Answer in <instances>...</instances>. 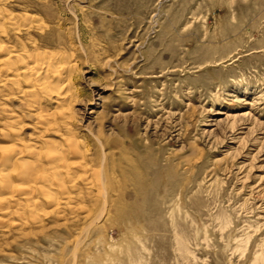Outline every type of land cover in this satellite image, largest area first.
Returning a JSON list of instances; mask_svg holds the SVG:
<instances>
[{
  "label": "rangeland",
  "instance_id": "374dc122",
  "mask_svg": "<svg viewBox=\"0 0 264 264\" xmlns=\"http://www.w3.org/2000/svg\"><path fill=\"white\" fill-rule=\"evenodd\" d=\"M0 9L21 20H6L0 40L63 57L73 94L69 129L59 119L46 130L20 88H0V143L76 139L96 184L73 168L68 206L54 211L39 193L38 220L16 202L19 215L0 210V264H264V0Z\"/></svg>",
  "mask_w": 264,
  "mask_h": 264
},
{
  "label": "bare ground",
  "instance_id": "6f19581e",
  "mask_svg": "<svg viewBox=\"0 0 264 264\" xmlns=\"http://www.w3.org/2000/svg\"><path fill=\"white\" fill-rule=\"evenodd\" d=\"M7 14L0 9V19L3 18V20L0 21V37H2L1 34L6 35L7 33V29L5 30L3 28L6 20L11 27L20 30L18 25L20 18L11 12ZM28 25H30V21ZM29 28L30 26H28L27 29ZM1 56L0 88H18V90L20 88L19 93L22 94H20L21 97H23L24 100H29L28 108H30V111L37 117L36 129L44 127L47 130L50 125L54 127L55 124H52L53 121L59 119H61L64 124V126H62H66L67 129H69L68 126L70 123L68 121L70 120L68 119H70V113H68V105L73 95H71L72 89L70 88V73L72 71L70 63H64L65 60L64 62L62 61L63 57H60V55L56 53L53 54L43 50L39 51V49L28 51L24 47L21 52H17L16 49L14 50L0 40V57ZM22 82L24 83L23 87L21 86ZM41 98L53 100L59 107L58 110H56L57 112L49 114L43 111L40 106ZM11 129L6 130L4 136L12 140L13 131ZM64 139H66V145H59L56 142H47L45 144V152H43L42 145L40 146L38 143L34 145L27 144L21 139H18L17 142L15 144L12 143V145L0 143V189L3 192L0 193V206H3V208L0 207V210L3 211V216H12L15 213L19 215V211L13 210L14 205L12 202H16L19 207L22 206L21 209L18 208L21 212L27 211L28 209L33 218L36 216L38 220L39 217L38 213H36V209L40 201L38 202L36 194L39 193L48 197V200H50L48 203L51 204L53 209L54 207L57 209L61 204L67 205L72 201V198L69 196V190L74 189L76 181L75 177L72 175L74 174L72 173V169L76 168L83 173L85 172L86 176L88 165L85 162L84 148H81L78 141L70 137H64ZM43 157L47 160L49 165L43 164L45 162ZM74 157H77V161L70 162L71 159H75ZM26 158H31L30 160L35 161L33 163L35 165H29L27 161L24 160ZM47 162L46 164H48ZM16 176L19 180V184L17 183V185L14 182ZM87 176L83 182L85 186L93 188L95 185L96 187L91 177ZM81 179L83 178H80V180ZM9 190L17 194L19 193L22 196L19 199L21 202H17L19 201L18 199L14 201L13 196L15 195L4 196V191L9 192ZM11 204L13 205V209ZM22 213L24 214V212ZM23 214L22 216L26 215Z\"/></svg>",
  "mask_w": 264,
  "mask_h": 264
}]
</instances>
